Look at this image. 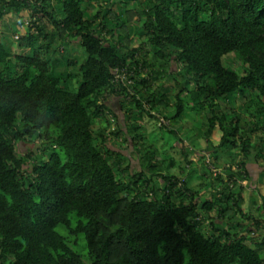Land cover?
Instances as JSON below:
<instances>
[{
    "label": "trees",
    "instance_id": "trees-1",
    "mask_svg": "<svg viewBox=\"0 0 264 264\" xmlns=\"http://www.w3.org/2000/svg\"><path fill=\"white\" fill-rule=\"evenodd\" d=\"M144 116L182 163L146 143ZM262 177L264 0H0V264H264Z\"/></svg>",
    "mask_w": 264,
    "mask_h": 264
},
{
    "label": "rangeland",
    "instance_id": "rangeland-1",
    "mask_svg": "<svg viewBox=\"0 0 264 264\" xmlns=\"http://www.w3.org/2000/svg\"><path fill=\"white\" fill-rule=\"evenodd\" d=\"M11 16H7L6 19L11 21L12 19L10 18ZM22 21L24 22L23 24V28H22V31L20 30L18 33L21 34V33H26L28 31V26L31 25L30 24V18L28 16H25L24 19H22ZM16 33V34H17ZM21 36V35H20ZM75 46L76 47V41L74 42ZM134 45H138V42L135 41ZM78 49V47H76ZM81 52H77V51H74V53L80 57L79 59V65L82 64L85 59H86V53L84 52L83 48L81 47V49H79ZM73 53V51H72ZM74 55V54H73ZM237 61L234 62V66L237 65ZM79 65L77 66H74L72 65L71 67V71H73L72 69L73 68H76V79H75V82L74 81H70V89L72 91H77L78 87H79V84L82 80V76H81V73L79 72ZM172 70L173 71H176V66H173L172 67ZM171 70V71H172ZM70 71V72H71ZM172 78H162L161 80L162 81H170ZM107 105L109 106V108L111 109L112 112H114V115H117L118 117V121H113V119H115V116L112 115V112L110 113L109 115V118L111 119V122H112V126H114L116 124V122L120 123L121 125H123L126 121L125 117L123 116V113H122V109L120 107V101H119V98H117V96L115 95H111L108 99H107ZM194 116L193 115V112H189L187 111L186 113H184L182 115L181 118L177 119L176 121H174V124L177 125V128L176 130L177 131H180L179 134H181V132L183 131V134L185 133V138H188L189 137V134L195 130V128L193 126H191V123H193V125L197 124L198 121H200V117L197 118V120L194 122ZM104 122L103 121H100V120H97L96 122V127L100 126V125H103ZM141 125H143V130L146 132V143L148 142H152L154 144H156V146L162 150L161 152V158L163 159H167L168 162H170L172 159H176L178 162H181L183 159L181 157V154H180V149L176 150V149H173L172 148V144H174L175 142H177V138L178 136L176 134H172L170 131H167L166 129H162L158 126V123L157 121L154 119V118H150L149 116H144L143 120L141 121ZM172 127V125H171ZM189 128V129H188ZM184 129V130H183ZM185 131V132H184ZM221 132L220 131H215V137H214V140L217 141L219 138H217L216 136L219 137V134ZM217 134V135H216ZM193 135V134H191ZM194 137V136H193ZM157 139V140H156ZM195 139V137H194ZM194 146L195 150L198 151V148H199V151L205 153V148H206V141L203 139V138H200L199 142L196 141V139L194 140ZM118 142H120L121 144L123 143L122 140H118ZM191 142H193L192 138L189 137V139H187L186 141V144H187V147H189L190 149L193 150V143L191 144ZM42 141L40 139H36L35 141H25V142H20V143H17L18 145V148H19V151L22 153V154H25L27 152H30V151H37L38 153H40V145H41ZM184 143V142H183ZM199 143V144H197ZM116 148L118 147H121L120 145H117V146H114ZM112 147V148H114ZM198 147V148H197ZM122 151L127 154L128 156H130V159L133 161L132 162V168H135V167H139V164H138V159H137V156H136V152L134 153L133 152V149L132 148H123ZM182 163V162H181ZM201 165L199 164L198 165V169L199 172L202 171L201 169ZM190 169L188 168V171ZM218 171H220L221 169L220 168H217ZM174 172H177V168H174L173 169ZM218 171H215V172H218ZM261 180V179H260ZM264 183V177H262V181ZM206 189H202V193L205 192ZM250 191L245 192V197L246 199L244 200V204H243V207L245 206V208L247 209L249 207V203H250V196L251 194L249 195ZM259 194H264V186H260L259 185V192L255 193L254 194V199L256 200L255 202L257 203V201H260V197H259ZM202 200L203 201L204 199H208V196L207 195H202ZM252 208V207H251ZM264 255V253H263Z\"/></svg>",
    "mask_w": 264,
    "mask_h": 264
},
{
    "label": "built area",
    "instance_id": "built-area-1",
    "mask_svg": "<svg viewBox=\"0 0 264 264\" xmlns=\"http://www.w3.org/2000/svg\"><path fill=\"white\" fill-rule=\"evenodd\" d=\"M133 74H135L134 71H131V70L129 71L127 67H125V68H117L115 70V77L113 79V82L116 84L117 87L128 86L133 81L130 78V76H132ZM162 123L168 124V121L165 120L164 118H161L160 119V124H162Z\"/></svg>",
    "mask_w": 264,
    "mask_h": 264
},
{
    "label": "crops",
    "instance_id": "crops-1",
    "mask_svg": "<svg viewBox=\"0 0 264 264\" xmlns=\"http://www.w3.org/2000/svg\"><path fill=\"white\" fill-rule=\"evenodd\" d=\"M260 186L262 185V186H264V183H258ZM259 203H261L260 201H259Z\"/></svg>",
    "mask_w": 264,
    "mask_h": 264
}]
</instances>
